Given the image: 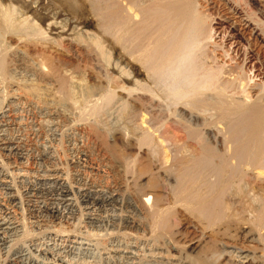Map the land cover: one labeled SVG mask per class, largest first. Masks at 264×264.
<instances>
[{
  "label": "bare ground",
  "instance_id": "1",
  "mask_svg": "<svg viewBox=\"0 0 264 264\" xmlns=\"http://www.w3.org/2000/svg\"><path fill=\"white\" fill-rule=\"evenodd\" d=\"M25 1L0 0V29L14 34L19 40L22 39L31 51L36 50L40 52V55L42 54L40 60L41 80L49 78L57 82L58 92L61 93L64 100L69 99L73 105H77L78 119L85 120L90 117L95 119L110 105L118 103L120 111L125 114L124 116L132 120L139 118L141 124L145 123L144 126L139 125V132L135 133L134 150L123 149L120 146L122 144L121 140L117 137L118 140L115 137L112 141L108 140L109 132H102L98 125L92 122L94 119L88 126L86 125L87 130L84 135L74 134L77 137L69 135L71 137H68L66 143H63L65 136L62 131L60 132L56 128L58 121H60L58 116L53 117L52 114H48L52 110L49 109L46 112L43 111V107V112H41L39 104L30 102L31 99L28 98L30 101L26 104L31 107L30 110H35L37 114L43 116H37V125L43 130L46 128L51 131L50 137L54 141L53 146L51 145L53 149L49 144L52 150L43 147L40 153L51 162L53 169L61 168L62 170L64 167L60 164H67L72 154L78 153L87 158L90 164L94 166V168L90 167V178H92L91 181L89 179L88 186L90 189L92 188V191L95 188L104 191L103 193L106 196L102 197L101 201L103 200L105 203L106 201L114 202L115 195L123 188H127L126 176H129L131 179L129 181H132L130 186L134 185V188L130 187V189H135L136 195L141 194V198H136L140 200L139 208L142 212L138 215L132 214V216H119L116 214L117 217L113 220L123 223L127 230H146L154 239L155 244L153 245H157L156 241L165 238L166 241L169 239L172 242L171 238H174L175 233L180 234L188 229L185 223H179L180 219L177 218L178 222H176L177 219L175 220L180 213H184L202 224L203 228H209L214 232L203 244V249H198V253L190 257L191 262L215 264L221 258L223 259L226 254L234 253L232 256L234 259L236 258V262L231 264H264V88L260 86L257 91H254L253 95L249 94L248 91L246 92L244 88L243 91L240 90L242 94L239 97H234L228 93L236 79L234 77H223V67L219 66V63H216L215 59L206 53L209 40L212 37L210 27L212 21L200 9L198 1L87 0L91 11L94 12V14L92 13L93 16L96 17L94 18L101 26L99 29L102 30V33L106 37L110 36L112 42L114 41L115 44L121 46L129 61L138 62L137 65L144 69L145 77H147L146 80L137 78L129 61H126L122 67L118 66L119 69L115 64L119 74L116 76L105 72L107 86L102 87L103 89L97 97L89 99V102L84 97L87 90L82 87L84 95L81 90L80 100L71 96L72 85H70L67 77L60 73L57 56L49 51L50 48L52 49V46L49 45L50 40L56 50L66 48L68 51L69 45L62 46L63 43L55 37L50 39L48 29L51 20L49 18L39 12H33L32 17L27 14H20V11H25L28 7L27 1ZM68 1L71 5L69 6L74 7L79 0ZM85 33L75 37L76 42L81 44L87 53L94 55L98 63L100 61V64L105 63L108 66L112 47L107 43V40H104V35L102 33L100 34L102 36ZM55 46H58V48ZM6 53L7 51L5 52L4 49L0 50V80L3 81L5 79ZM99 71L95 72L96 75L100 74ZM126 79L131 81H126ZM242 80H238L240 84ZM23 93L29 94V91ZM25 97L28 96L25 95ZM9 99L7 100L9 107H14L20 101L18 94H14V92L9 95ZM2 105L1 102V107ZM16 107L18 108L17 105ZM152 108L154 110L150 113ZM11 109L14 108L11 107ZM147 109L150 110L147 111ZM205 111H210L209 117L208 114L204 115ZM4 112L6 111H0L1 117H8L9 119L13 117V115H7ZM35 112L33 113L36 114ZM1 127L0 124V131H2ZM213 127L220 129L217 128L218 130L214 131ZM40 133L42 135V132ZM47 134H49L48 131ZM75 141H78V143H75ZM184 144H186L185 148H187V145L189 146L190 150L188 151L190 152L185 151ZM39 145L41 146V144ZM182 145L184 149H182ZM159 147H161V150L158 151ZM17 148L19 147L17 146ZM11 150L12 148L8 146L5 151L10 152ZM156 157L160 160L159 166H156L157 163L154 164L153 162ZM117 163L118 165H116ZM80 165L78 161H71V169L67 167L71 171L70 173H64V178L82 180L83 173L80 176V171L83 169L79 170ZM84 173L86 172L84 171ZM143 176L147 179L144 183H140V178ZM84 177L86 176L84 175ZM67 186H62L66 193L65 196L68 195ZM94 193L96 195L97 191ZM251 194H254L253 196L257 195L256 198ZM66 200L69 201L70 199L67 198ZM72 203L74 205L75 202ZM92 203L91 205H93ZM242 210L248 212V214L246 213L247 218H243ZM89 213L88 218L86 217L88 220ZM232 217H236L235 220ZM101 218L103 219V217H100L102 224ZM94 219L96 218L94 217ZM93 220L92 223L98 221ZM240 221L243 222L240 223ZM4 222H0V241L2 242L5 233L11 230L9 224ZM110 222L112 223V221ZM232 222L243 229L242 233L246 231L245 234L249 235L247 239L251 245H247L246 248L249 251L252 250V254L256 250L259 251L260 254L257 257L260 261L254 260L253 257L257 255L256 253L255 256L250 257L249 251L234 246V243L231 245L238 249L235 248L236 251L228 252L226 248L230 246V241L224 237L225 233H221V231L230 227ZM219 233L223 234V238L221 235L218 236ZM139 236L137 237L139 238ZM164 241L159 243L162 244ZM8 247L11 246L8 245ZM159 251L161 252V249ZM227 260L224 263L222 261V264H228Z\"/></svg>",
  "mask_w": 264,
  "mask_h": 264
},
{
  "label": "rangeland",
  "instance_id": "2",
  "mask_svg": "<svg viewBox=\"0 0 264 264\" xmlns=\"http://www.w3.org/2000/svg\"><path fill=\"white\" fill-rule=\"evenodd\" d=\"M26 1L25 2L28 4V7L25 11H20V14H27L32 17L33 12H39L41 15L49 18L51 20L49 21L50 26L48 29L49 37H51L50 39L55 37L63 43H61L62 46L69 45L68 51L66 48H64V50H56V48H54L52 45L53 43L51 44L50 40L49 45L52 46V49L50 48L49 51H52V53L58 57H56L57 60L61 59L60 61L58 60L59 71L62 75L67 77L70 85H72V89L70 91L71 96L77 100H80L81 95H84L83 92L86 89L87 91H85L86 94L84 95L86 101L89 102V99L96 98L100 91L107 86L105 72L117 76L119 74V67L124 66L125 62L129 61V58L122 51L121 46L115 44L116 42L114 41L112 42V38H109L110 36L106 37V35L102 33V30L99 29L101 26L95 19L96 17L93 16L94 12L91 11L90 4L87 2V0H79L74 7H70L71 5L69 4L68 0ZM197 1L199 3L200 9L204 11V13L209 16L210 21H212L210 22L212 37L209 40L206 53L210 57L214 58L216 63H219V66L221 65V67H223V77H234V79L237 81H235L236 83L234 82L233 87L228 93L234 97H239L242 94L244 88L246 92L248 91L249 94L252 95L255 93L254 91H257L260 88V86L264 88V0ZM85 32H88V35L90 33H94L95 35L98 34L99 36L104 35V40H107V43H109V45L112 47L111 52L113 54L111 53V59L109 61L110 66L105 65V63L100 64V61L98 63V60L95 59L96 57L94 55L87 53V51L82 48V45L76 42L75 37L79 36L80 34L82 35V33L84 34ZM101 33L102 35H100ZM22 42V39L19 40L14 34L4 32L0 29V47H2L0 50L4 49L5 52L7 51L5 55V57L7 56L5 79L4 81L2 79L0 80V101L3 104L1 107L0 102V111H6L4 112L5 114L11 116L13 115V117L9 119L8 117H1L2 114H0V122L2 119V122L0 123L2 125V131L0 132L6 136L5 137L0 134V140L2 141V143L0 141V165L2 166H0V222H4L5 219L4 223L9 224V227L11 228L10 231L5 233L6 235H4V241H0V264H198L191 262L190 257L195 256V254H197L200 249H203V244H205V242L208 240L207 238L214 233L211 229L203 228L204 226L198 223L196 220L186 216L184 213H180V215L176 217L175 220L177 218L180 219V221L177 219L176 222L179 221V223H185L188 229L183 233L181 232L180 234L175 233V236L173 235L174 238H171L172 242H170L169 239L166 241V238L160 239L161 241H156V244L158 245L159 242H163L165 240L164 243H167L169 246L164 243H159L158 246L153 245L155 244L154 239H152L153 237L146 230H136L137 232L135 229L127 230L123 223L113 220L115 217H117L115 216L116 214L119 216H132V214L138 215L140 212H142L141 208H139L140 200L137 199L141 198V194L139 195L138 193V195H136V190H133L134 185L130 186L132 181H129L131 180L129 176H126V181L128 182H126L128 185H126L127 188H123L122 191L116 194L117 197L115 195L114 202L106 201L105 203L103 200L101 201V198L106 196L103 193L104 191L100 190L99 188H95L92 191V188L90 189L88 186L92 178H90V167L92 164H90L87 158L81 156L78 153L74 155L72 154V157L70 155L71 159L67 161V164H60V166L64 167L62 171L61 168L53 169L51 162L43 157V155L40 153L41 149L44 147L48 150H52L53 147H51V145L53 146L54 141H52V138L50 137L51 131L47 130L46 128L43 130V128L37 125L38 117H40L42 114H37L35 110H30L31 107L27 105V102H29L30 99V102H36V104H39L41 112H48L50 109V111H52L48 112V114H52L53 117L58 116L60 121H58V126L56 128L60 130V132L62 131L63 135L65 136L63 143H66L65 141L68 139V137H71L69 135H84L88 124H90L94 118L90 117L85 120L78 119L77 105H73L69 99L64 100V98L61 96V93L58 92L57 82L49 79L48 77L47 80H41L40 60L42 54L40 55V52H37L36 50L31 51L27 48L26 44ZM55 47L58 48V46ZM54 49L55 51H53ZM134 62L135 61L130 60L129 64L131 65L135 76L139 79L146 80L147 77H145L146 74L144 69H142L140 65H137L139 64L138 62ZM115 64H117L116 66L118 69L116 68ZM97 71L100 72L99 75H96L95 72ZM239 77H242L243 80ZM238 80H242L241 84ZM1 81H3L4 84ZM126 81L131 80L126 79ZM240 90L242 91L240 92ZM26 91H29V94L23 93ZM13 92L14 94H18L21 105L18 102L14 105V107L11 106L14 108L11 109L7 100L9 99V95H11ZM3 93L6 95L4 96ZM23 95L24 97H22ZM25 95L28 97H25ZM148 110L150 109H147V111ZM153 110L154 109L152 108L150 113H152ZM209 112L210 111H205V114H203H208L207 116L209 117ZM124 115L125 114L120 111L118 103H113L92 122L96 123L102 132H109L108 140L112 141L114 140V137H117L124 145L123 146L120 144L123 149L134 150L135 133L139 132L140 126H144L145 123L141 124V119L139 118L132 120ZM213 128L214 131L220 129L218 127V129L216 127ZM39 131L42 132V135ZM47 131L49 134H47ZM127 140L128 142H126ZM75 143H78V141H75ZM14 144L17 145L15 146ZM39 144H41L42 147ZM49 144L52 149L49 147ZM8 146L9 148H12L10 152L5 151ZM17 146L19 148H17ZM185 147L186 144H184V148ZM184 148L182 145V149ZM185 149V151L190 150L188 145ZM159 150H161V147L158 148V151ZM71 161H78L79 164L85 166L81 167L80 165L81 168L79 167V170L83 169L81 170L82 172L80 171V176L83 173V177L81 176L82 180H79L78 178H73L71 180L64 178V173H70L71 171ZM153 162L154 164L157 163L156 166L158 164L160 165V160L157 157ZM116 165H118V163ZM67 167L70 169H67ZM92 167L94 168V166ZM84 171L86 173H84ZM84 175L86 177H84ZM84 179L87 181H84ZM145 179H147L145 176L140 178V183H144V181H146ZM80 183L85 184L81 185ZM62 186H67L68 195H64L66 193L64 192V188H62ZM69 187L72 188L70 189ZM130 187L133 188L130 189ZM96 191L98 193H96V195H100L99 197L95 195L94 192ZM90 192H93L92 195H90ZM85 195L88 197L86 198ZM133 195L136 196L134 197ZM253 195L251 194V196ZM67 198L70 199V203L68 200H66ZM71 201L75 202L77 206L75 203L73 205ZM91 203L93 205H91ZM88 213L89 220L87 219ZM242 213L244 216L243 218H247L246 216L248 212H243L242 210ZM91 214H95L93 216L96 219H94ZM109 214L113 215L110 216ZM98 215L100 216L98 217ZM100 217H103V219L101 218L102 224L100 222ZM21 218L23 219L21 220ZM104 218L107 222L104 221ZM235 218L236 217H232L234 220ZM93 219L96 221L98 220L97 223H92ZM110 221H112V223ZM242 222L240 221V223ZM12 226L14 227L12 228ZM237 227L238 226L232 222L230 227L221 231V233H225L224 237L230 241V246H227L226 249L229 252L240 247L242 250L249 251L248 248H246L247 245H251L247 239L249 235L245 234L246 231L242 233L243 229ZM23 232L25 233L23 234ZM141 235H144L143 238ZM219 235L221 234L219 233L218 236ZM137 236H139V238ZM221 237L223 238V234ZM231 244L237 246L238 248L232 246ZM8 245L11 247H8ZM163 246H165L164 250ZM129 248L132 252L129 250ZM160 249L161 252L159 251ZM22 253L23 255H21ZM252 253L253 251L250 250L249 256L253 257L256 253L257 255L253 258H255V261H260V259L257 257L259 256L260 252L256 250V252L254 251V254ZM232 254L234 255V253ZM232 254H226V256H223L224 260L221 258L222 260L220 259V261L215 264H222V261L224 263L227 259L228 264L233 262L235 263L236 258L234 259ZM21 256L23 257L21 258ZM229 256L231 257L228 258ZM256 257L259 260H257ZM229 259H231V261H229Z\"/></svg>",
  "mask_w": 264,
  "mask_h": 264
}]
</instances>
